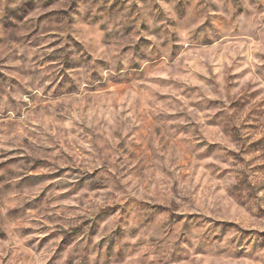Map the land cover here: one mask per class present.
<instances>
[{
  "label": "rangeland",
  "instance_id": "rangeland-1",
  "mask_svg": "<svg viewBox=\"0 0 264 264\" xmlns=\"http://www.w3.org/2000/svg\"><path fill=\"white\" fill-rule=\"evenodd\" d=\"M0 264H264V0H0Z\"/></svg>",
  "mask_w": 264,
  "mask_h": 264
}]
</instances>
